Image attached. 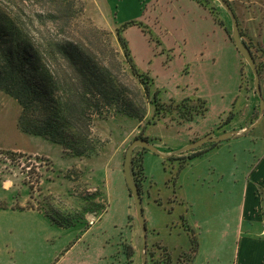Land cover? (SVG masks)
<instances>
[{"label": "rangeland", "instance_id": "rangeland-1", "mask_svg": "<svg viewBox=\"0 0 264 264\" xmlns=\"http://www.w3.org/2000/svg\"><path fill=\"white\" fill-rule=\"evenodd\" d=\"M13 1L32 21L39 22L37 28L49 41L64 37L58 26L46 22L49 16L40 19L45 9L35 0ZM112 1L113 8L105 0H77V17L66 37L76 42L82 52H94L107 67L112 58L125 59L117 28L138 20L144 29L129 27L124 36L138 70L153 79L151 98L158 93L163 102L170 103L208 95L213 101L212 109L207 102L208 113L213 117L219 110L229 109V96L219 97L231 84L230 80L228 86L225 84L221 56L202 48L206 39L199 36L194 22L175 21L174 17L181 20L176 2ZM212 2L221 20V12H225L232 29L228 12L219 1ZM214 22L222 29L215 18ZM115 67L113 73L126 96L120 106L133 102L140 108H128L138 116L145 110V116L140 120L113 107L96 117L93 137L98 154L91 157L74 156L59 144L22 131L18 125L22 111L19 102L0 92V152H15L18 160L7 155L0 167V257L15 258L11 264H128L125 245H133L134 264H144V254L148 264H155L160 251L154 245L161 244L177 261L192 247L186 230L189 225L204 245L193 264H233L238 250L241 178L233 190L231 177L223 176L217 165V156H207L210 151L187 163L154 155L157 159L152 163L153 177L146 183L153 205L143 202L147 220V235L144 234L135 201L128 197L117 177L119 171L124 172L128 147L136 137H146L149 130L155 135L148 136L153 139L150 142L166 154L179 156L190 151L173 153L188 146L181 145L185 139L179 128L185 123H178L177 112L167 113V118L156 125H148L155 118V109L143 97V85L132 77L128 65L125 69ZM234 106L222 117L228 120L236 113ZM138 150L137 157L141 159L143 151ZM106 211L109 212L103 218ZM87 231L90 233L83 236Z\"/></svg>", "mask_w": 264, "mask_h": 264}, {"label": "trees", "instance_id": "trees-1", "mask_svg": "<svg viewBox=\"0 0 264 264\" xmlns=\"http://www.w3.org/2000/svg\"><path fill=\"white\" fill-rule=\"evenodd\" d=\"M35 1L48 11L44 10L45 14L41 13L40 19L46 18L45 15L49 16L46 22L49 20L48 22L58 26L64 33L63 38L49 41L44 37L42 29L37 28V20L32 21L13 0H0V92H6L19 102L22 111L18 125L22 131L59 144L64 151L74 156L97 155L93 137L96 117L111 111L113 107H116V111L124 112L140 120H143L145 116V110L138 116L128 108L135 107L137 109L139 107H136L133 102H124L126 104L120 106L126 96L121 93L125 89L120 90L118 83L120 79L118 80L116 74L113 73L115 66L118 69L119 67L125 69V66L128 65L132 77L143 85V97L148 99L155 109V118L148 121V125H156L160 120L167 118V113L177 112L179 116L177 121L180 124L191 122L197 117H204L208 113L207 101L202 98L196 100L187 98L180 102L171 101L170 103L163 102L158 97V93L151 98L153 79L138 70L131 56L128 41L124 36V32L129 27L138 26L144 29L142 22L134 20L117 28L116 35L122 46L125 59H119V57L117 59L114 54L115 58L110 59V66L106 67L105 61L99 60L94 52H82L76 42L66 37L67 29H72L73 21L77 17L75 16L77 0ZM197 1L209 8L215 20L225 27L216 8L211 5L214 0ZM225 2L235 13L230 1L225 0ZM235 15L237 17L236 13ZM40 22L45 24L44 20ZM226 30L235 45L231 37L232 29L226 28ZM143 31L145 32V30ZM240 31L242 41L251 50L259 73L262 75L264 48L260 42L250 38L241 27ZM246 64L248 65L247 62ZM123 105L126 108H123ZM233 116L234 113L231 114L228 121ZM137 138L153 142V139L147 136L140 135ZM220 143H210L209 150L195 149L188 154L167 156V159L182 160L187 163L215 149ZM139 148L134 152L132 170L143 195V185L147 183L145 154L149 150L140 148L143 151V156L139 159L137 157ZM7 155L18 161L17 153L0 152V167L7 159ZM129 192L131 194L130 189ZM186 230L192 241L190 251L183 252L175 261L166 246L156 244L154 247L160 251V258L154 260L153 255L155 264H193L199 255L201 242L196 231L189 225ZM125 251L128 264H134L135 246L125 245Z\"/></svg>", "mask_w": 264, "mask_h": 264}, {"label": "crops", "instance_id": "crops-1", "mask_svg": "<svg viewBox=\"0 0 264 264\" xmlns=\"http://www.w3.org/2000/svg\"><path fill=\"white\" fill-rule=\"evenodd\" d=\"M137 1L139 2L140 0ZM155 1L157 0H147V3L154 4ZM229 1L237 14L240 27L250 38L260 42L264 48V0ZM105 2H107L108 7L113 8L112 0H105ZM165 2L167 4L176 2L181 20L179 21L178 17H174L175 21L186 23L189 22L187 20H191L192 23L194 22L199 36L206 39V43L202 44V48L206 52H217L221 56L225 69V76H223L225 84L227 83L228 86L229 80L231 84L228 87L229 90L227 92L222 91L219 97L229 96L227 105L230 107L235 105L234 107L237 109L236 113L233 112L234 116L230 121L223 118L222 113L227 112L226 110L232 107L219 110L215 117L207 113L204 117H197L193 121L185 123V125L182 124L183 126L179 128V131H184L185 140L181 145H189L191 142L211 133L215 136L232 131L240 133L238 136L221 142L207 156L212 158L217 156V165L222 168L223 176L226 174L228 178L231 177L230 183L233 185V190L235 189L234 186L239 182L238 179L241 178L242 203L237 228L238 250L233 264H264V112L262 113L261 111L262 100L256 93L255 76L251 67L246 64V60L228 35L226 28L229 29V22L223 10H219L223 11L221 12L222 21L225 22V27L222 26L221 29L215 25L214 17L209 8L197 0H165ZM187 13L191 14L190 17H185ZM231 74L232 77L230 79ZM260 77L264 100V69ZM201 96L209 103L210 109H212L213 101H211L210 97L208 95ZM240 100H243L242 104L239 103ZM221 103L223 104L222 101ZM251 127L253 129L249 130ZM151 134L149 130H146L145 135L147 137L155 136ZM157 147L161 154H155L152 151L145 154L147 181L153 177L152 163L157 159L154 158V155H159L161 158H165L164 155L166 157L170 155L166 154L165 150L160 146L157 145ZM210 148V145H203L197 149L209 150ZM117 177L118 182H121L123 189H125V193L132 198L124 172L119 171ZM142 197L143 202H146L149 207L153 205L152 194L146 184ZM108 212H105L103 218ZM147 219L150 220L148 215ZM221 225L220 223V227ZM153 228H155L154 225L151 229ZM89 233V231L84 232L83 236H87ZM203 247L201 238L200 255L203 253ZM13 260L15 258L0 257V264H11Z\"/></svg>", "mask_w": 264, "mask_h": 264}, {"label": "water", "instance_id": "water-1", "mask_svg": "<svg viewBox=\"0 0 264 264\" xmlns=\"http://www.w3.org/2000/svg\"><path fill=\"white\" fill-rule=\"evenodd\" d=\"M221 3V5L225 8V10L228 12V14L231 17L232 20V39L239 50V52L242 54L248 65L251 67L253 74L255 76L254 79V85L256 89V93L259 95V97L262 100L261 104V111L264 112V100H263V94H262V86H261V77L260 73L256 64V61L253 57V54L251 50L247 47V45L242 41L241 38V31H240V25L238 22V19L234 13V11L231 9V7L225 2V0H217ZM253 129L252 127L249 129ZM240 133L238 131H232V132H226L222 135L215 136L213 133L206 135L203 138H200L199 140H196L189 144L187 147L179 151L181 152H188L195 150L197 148L202 147L206 143H213V142H223L226 141L234 136H238ZM145 148L149 151L154 152L155 154H161L157 146L152 144L147 139L137 138L135 139L130 146L127 149L126 156H125V162H124V174L125 179L128 185V188L131 191V196L133 197L135 201V208L137 212V216L140 222V225L144 231V234L147 235V220L145 217L144 212V206H143V197L140 191V188L138 184L136 183L133 172H132V165H133V156L136 148ZM166 157V155H164ZM147 242L145 243V250L147 249ZM144 264L147 263V254H144Z\"/></svg>", "mask_w": 264, "mask_h": 264}, {"label": "built area", "instance_id": "built-area-1", "mask_svg": "<svg viewBox=\"0 0 264 264\" xmlns=\"http://www.w3.org/2000/svg\"><path fill=\"white\" fill-rule=\"evenodd\" d=\"M263 234H264V229H263Z\"/></svg>", "mask_w": 264, "mask_h": 264}]
</instances>
